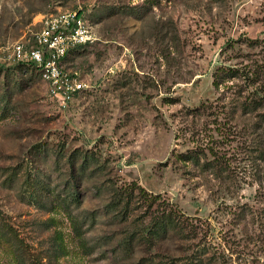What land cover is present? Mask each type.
<instances>
[{
  "label": "rangeland",
  "instance_id": "obj_1",
  "mask_svg": "<svg viewBox=\"0 0 264 264\" xmlns=\"http://www.w3.org/2000/svg\"><path fill=\"white\" fill-rule=\"evenodd\" d=\"M67 13L93 42L63 106L12 45ZM132 183L191 239L133 241ZM0 240V264H264V0H0Z\"/></svg>",
  "mask_w": 264,
  "mask_h": 264
},
{
  "label": "built area",
  "instance_id": "obj_2",
  "mask_svg": "<svg viewBox=\"0 0 264 264\" xmlns=\"http://www.w3.org/2000/svg\"><path fill=\"white\" fill-rule=\"evenodd\" d=\"M92 42L91 26L79 15L67 13L49 19L33 41L14 43L12 56L17 62L34 64L50 94L64 106L85 84L62 71L63 60L71 50Z\"/></svg>",
  "mask_w": 264,
  "mask_h": 264
},
{
  "label": "trees",
  "instance_id": "obj_3",
  "mask_svg": "<svg viewBox=\"0 0 264 264\" xmlns=\"http://www.w3.org/2000/svg\"><path fill=\"white\" fill-rule=\"evenodd\" d=\"M81 47L84 46H79L71 50L64 58L63 62L68 59L70 54L76 52V50ZM20 66L31 67L37 75L39 74L37 68L31 64L20 63ZM224 75H226V73L222 72L219 77ZM216 82H218V80H216ZM185 158H189L190 160L192 157L185 156ZM135 191H137L139 198H141L144 204H146V209H148V211L144 212L146 217H148H143L146 218V220H143L142 217H140V220L137 223L138 229L133 232L132 240L139 243L140 246L142 244V246H147V249L149 248L152 250L166 240H171L172 242H174V240H183V242H185V240L189 241L192 237L191 234L194 233V231H197V228L195 227L196 225H193L191 221L184 218L173 205H170L163 200H158L157 196L147 194L142 188L136 187L133 183L126 185L121 189L120 192H118V197L116 199V208H119V213L124 220H127V216H129V211L132 208V195H134ZM75 199L77 200V197ZM125 201L126 203H124ZM151 209L152 211H150ZM9 248L11 249V247ZM156 250L157 248L155 251ZM167 264L176 263L169 262ZM187 264L193 263L188 261Z\"/></svg>",
  "mask_w": 264,
  "mask_h": 264
}]
</instances>
